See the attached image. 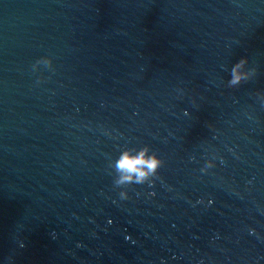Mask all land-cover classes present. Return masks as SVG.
<instances>
[{"label":"water","instance_id":"obj_1","mask_svg":"<svg viewBox=\"0 0 264 264\" xmlns=\"http://www.w3.org/2000/svg\"><path fill=\"white\" fill-rule=\"evenodd\" d=\"M0 264H264V0H0Z\"/></svg>","mask_w":264,"mask_h":264},{"label":"clouds","instance_id":"obj_2","mask_svg":"<svg viewBox=\"0 0 264 264\" xmlns=\"http://www.w3.org/2000/svg\"><path fill=\"white\" fill-rule=\"evenodd\" d=\"M242 64L243 61L233 68L231 83H238L242 78L243 74L239 71ZM146 151V149L142 150L135 156L125 152L120 156L116 161V169L120 173V179L117 183L132 182L133 179L137 183H142L149 173L155 171L159 162L155 157H146ZM121 196L125 197V194L122 193Z\"/></svg>","mask_w":264,"mask_h":264}]
</instances>
